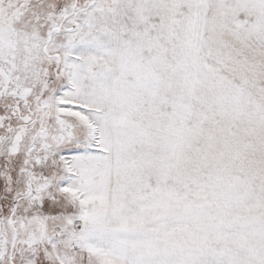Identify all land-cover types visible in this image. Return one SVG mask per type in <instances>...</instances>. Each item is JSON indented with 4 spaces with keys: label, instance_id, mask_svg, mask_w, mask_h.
Here are the masks:
<instances>
[{
    "label": "snow or ice",
    "instance_id": "1",
    "mask_svg": "<svg viewBox=\"0 0 264 264\" xmlns=\"http://www.w3.org/2000/svg\"><path fill=\"white\" fill-rule=\"evenodd\" d=\"M0 264H264V0H0Z\"/></svg>",
    "mask_w": 264,
    "mask_h": 264
}]
</instances>
